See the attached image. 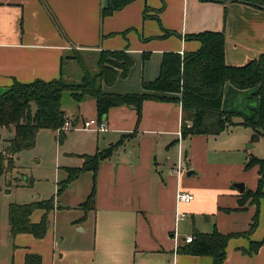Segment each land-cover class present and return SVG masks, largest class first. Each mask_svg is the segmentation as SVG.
<instances>
[{
  "label": "crops",
  "instance_id": "obj_1",
  "mask_svg": "<svg viewBox=\"0 0 264 264\" xmlns=\"http://www.w3.org/2000/svg\"><path fill=\"white\" fill-rule=\"evenodd\" d=\"M106 1L0 0V95L16 81L58 77L61 58L73 50L92 60L101 50H120L131 59L125 77L118 76L112 84L103 86L106 93L168 98L178 93L152 90L143 84L159 76L166 53L183 56L200 48L201 42L191 35L222 32L225 60L231 65H241L264 53L261 4L248 0H134L101 19L100 9ZM256 92L257 86L239 89L230 82L224 83L222 110L237 114L234 121L237 128L246 131L242 134L231 132L230 126L219 134L183 138L180 103L152 98L142 101L139 115L133 104L109 108L103 118L108 128L101 139L100 131L69 129L64 130L59 141L57 130L39 129L35 145L40 133L57 142L55 160L63 159L64 163L57 167L65 177V167L82 163L79 155L119 143L99 163L93 208L84 211L78 207L92 187V172L85 171L67 186L88 173L87 184L74 203L56 202L66 187L56 197V208L49 214L56 218L55 212L73 211V230L70 226L59 244L56 241L59 247L54 242L55 232L58 233L55 227L48 228L42 239L27 234L32 243L30 247L20 245L24 249L15 264H23L26 252L39 254L41 264H212L211 256L178 254L176 248L186 236L193 237L195 231L210 232L214 226L222 234H239L229 238L221 264H264V241L257 251L247 252L250 242L264 238V195L257 202L251 197L245 199L238 209L242 192L235 186L241 182L244 190H255L258 165L249 169L244 166L252 154L264 159V155L255 154L258 149L260 152L264 138L252 143L254 147L243 146L250 139V131L240 124L243 117H251L258 109ZM87 107L90 117L85 115ZM63 110L73 123L97 119L95 101L90 97L77 102L75 117ZM186 160L190 161L192 174L199 170L217 172L209 174V186L201 188L183 179L181 163ZM221 168L233 179L218 186L217 170ZM180 191L193 194L194 199L178 203L176 194ZM256 210L257 224L248 232ZM182 212L185 216L178 219ZM41 213L36 210L32 221H37ZM181 228L189 231L184 229L185 237ZM68 257L70 260L66 261Z\"/></svg>",
  "mask_w": 264,
  "mask_h": 264
},
{
  "label": "trees",
  "instance_id": "obj_2",
  "mask_svg": "<svg viewBox=\"0 0 264 264\" xmlns=\"http://www.w3.org/2000/svg\"><path fill=\"white\" fill-rule=\"evenodd\" d=\"M132 1L134 0H107L100 9V18L111 15ZM248 1L264 5V0ZM190 37L201 42L200 48L183 56L166 53L159 76L155 81L143 84L145 88L152 90L178 93L176 97L106 93L103 86L112 84L118 76L125 77L131 65V59L120 50H101L97 54L95 68L89 64L85 65V56L79 51H74L61 58L58 77L51 80L35 79L27 83L14 82L0 95V129L12 130L8 138H3L5 142L0 150V178L15 170V158L21 151L34 147L39 129L57 130L58 140L63 139L64 130L61 127L68 119L61 104L64 91H69L71 98L76 102L82 101L84 97L93 98L98 121L104 120L109 108L114 106L133 104L139 115L142 101L146 98L172 99L182 107L181 136L186 138L195 134H219L238 124L233 120L236 113L222 110L224 83L230 82L239 89L257 86L258 109L251 117H243L240 124L252 129L251 143L264 138V53L241 65H231L225 60V37L222 32L203 31ZM68 59L76 61L81 67V76L77 82L68 80L64 74L65 68L70 66L64 64ZM118 143H113L103 150H96L93 154L79 155L82 157V163L76 167L64 168L67 175L58 182L54 196L28 203H10V235L15 237L19 234H29L36 239H42L49 228V214L56 208V197L85 171L92 172V187L85 201L78 204V207L84 211L93 208L99 163L111 155ZM254 165H258L256 189H246L241 193L238 209L245 199L251 197V201L257 202L258 198L264 195V159L250 156L244 168L249 169ZM36 210L42 213L37 221H32V214ZM257 213L256 210L248 232L257 224ZM236 235L239 234H222L215 226L210 232L195 231L192 240L178 245L176 252L208 255L212 257V264H221L226 257L229 238ZM263 241L264 238L250 242L247 252L257 251ZM23 264H41V256L26 252Z\"/></svg>",
  "mask_w": 264,
  "mask_h": 264
},
{
  "label": "rangeland",
  "instance_id": "obj_3",
  "mask_svg": "<svg viewBox=\"0 0 264 264\" xmlns=\"http://www.w3.org/2000/svg\"><path fill=\"white\" fill-rule=\"evenodd\" d=\"M73 52L74 50L71 51L70 54H72ZM80 54L84 55L81 52ZM84 56L85 65L89 64L92 65L93 68H95V60H92L91 56ZM64 64L65 66L70 65L64 70V74L66 77H68V80H74L75 82L79 81V78L81 76V67L78 65V63L74 60L71 61L68 59L64 62ZM71 66L74 67L70 68ZM61 104L63 109H65L69 115H77V102L71 98L69 91H64L62 93ZM85 115L87 117H90L91 113L89 107L86 108ZM237 119V117L233 118V120ZM236 126L237 125H234L229 128L231 132L239 134L246 132L244 131L243 127L237 128ZM245 128L250 131L251 136L252 129L248 126ZM104 133V131L99 132L100 139L102 138ZM11 134L12 132H10V130L8 129H0V150H2L4 147L3 145L5 140H3V138L9 137ZM45 134L46 133H40L38 144L35 145V147L24 150V152L21 151V155L19 154L20 157L18 161L15 158L16 168L14 171L8 173L5 177L2 176L0 178V264H15L17 256L20 254V251L24 249L21 248L20 245L24 246L25 244H27L30 247V244L32 243V237L27 234H19L15 237H12L10 235L8 226V205L10 203H28L38 199L49 198L50 196L55 195L57 183L65 177V173L62 171V169L57 167L59 164L64 163L63 159H61L60 157V161L59 158H56L55 160V146L57 142H55L50 135ZM113 143H116V141ZM260 144V152L258 149L255 152L256 156L264 155V140H262ZM247 145H251L252 147L255 146V144H252L250 142V139L249 141L247 140L243 146ZM198 163H201L200 159ZM181 167L183 179L187 182L192 183L193 185L197 183L201 188L209 186L211 184L212 181L208 178L209 174L217 175V172H206L207 170H199L196 174L187 176L186 172L189 171L190 167L189 160L183 161L181 163ZM175 168H177L176 165ZM217 171H219V177H216L218 179V186H222L223 183H226V180L228 178L229 180L233 179L229 176L228 171L224 168H221ZM86 174L88 173H85V175H81L80 179H78L76 183L67 187L60 198L56 199V202L58 200L61 205L74 203L75 199L78 197V194L82 190L84 183L87 184L88 177L86 176L88 175ZM16 178L18 180H16ZM8 181L11 182L8 183ZM31 181L32 184H30ZM55 214L56 218H53V216L50 217L49 215V229L55 227L56 231L58 232H55L54 242L55 246L59 247L57 245L59 244V240H61V237L67 235L66 231L70 228V226L71 230H73L71 219H73L72 215H74V212L61 210L57 213L55 212ZM189 216L190 215L188 214L186 220ZM34 217L35 216L33 215V218ZM184 229L186 232H189L186 228H181L180 232L182 233L183 231L184 233ZM186 232L182 234L184 237L187 235ZM69 260L70 259L68 257L66 261Z\"/></svg>",
  "mask_w": 264,
  "mask_h": 264
},
{
  "label": "built area",
  "instance_id": "obj_4",
  "mask_svg": "<svg viewBox=\"0 0 264 264\" xmlns=\"http://www.w3.org/2000/svg\"><path fill=\"white\" fill-rule=\"evenodd\" d=\"M107 124L104 120L98 121L97 119H91L83 121L81 124L73 123V121L67 119L65 120L63 126L61 129L63 130H69V129H86V130H95V131H106L107 130ZM179 169V168H178ZM180 171V170H179ZM194 199L193 194L185 191H180L176 194V201L178 203H189ZM185 216V213H180L178 215L179 218H183ZM192 236H186L184 238L185 242H190L192 240Z\"/></svg>",
  "mask_w": 264,
  "mask_h": 264
},
{
  "label": "water",
  "instance_id": "obj_5",
  "mask_svg": "<svg viewBox=\"0 0 264 264\" xmlns=\"http://www.w3.org/2000/svg\"><path fill=\"white\" fill-rule=\"evenodd\" d=\"M192 173H194L193 170H189L187 171L186 175L189 176L191 175ZM235 186L238 188L239 192H243L244 191V184L243 183H235Z\"/></svg>",
  "mask_w": 264,
  "mask_h": 264
}]
</instances>
